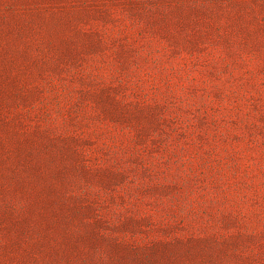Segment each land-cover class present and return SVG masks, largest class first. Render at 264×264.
<instances>
[{"label":"rangeland","instance_id":"374dc122","mask_svg":"<svg viewBox=\"0 0 264 264\" xmlns=\"http://www.w3.org/2000/svg\"><path fill=\"white\" fill-rule=\"evenodd\" d=\"M0 264H264V0H0Z\"/></svg>","mask_w":264,"mask_h":264}]
</instances>
